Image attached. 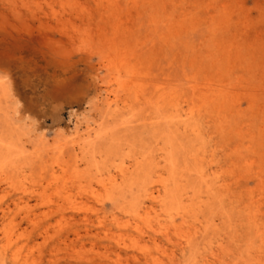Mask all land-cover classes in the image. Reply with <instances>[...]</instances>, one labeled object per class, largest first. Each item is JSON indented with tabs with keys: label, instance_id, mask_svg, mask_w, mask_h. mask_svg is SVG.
<instances>
[{
	"label": "rangeland",
	"instance_id": "374dc122",
	"mask_svg": "<svg viewBox=\"0 0 264 264\" xmlns=\"http://www.w3.org/2000/svg\"><path fill=\"white\" fill-rule=\"evenodd\" d=\"M0 200L26 264H264V0H0Z\"/></svg>",
	"mask_w": 264,
	"mask_h": 264
},
{
	"label": "bare ground",
	"instance_id": "6f19581e",
	"mask_svg": "<svg viewBox=\"0 0 264 264\" xmlns=\"http://www.w3.org/2000/svg\"><path fill=\"white\" fill-rule=\"evenodd\" d=\"M198 94H200V92H198ZM194 96L197 95L196 93L193 94ZM202 94H200L201 96ZM196 97V96H195ZM220 97L219 95H212L209 96L208 99H210L209 102H207V104H218L214 98ZM223 97V96H222ZM222 104H218L220 107H223V105H225V103H227L226 98L222 99ZM217 105V107H218ZM175 119L177 118V123H179L180 125H182V129H184L187 132H191V135H194L196 138H199L200 133H199V127L197 124V118L199 117V113H196V109H194V107L189 108V110L187 112H184L182 114V112L180 113L178 110H175ZM200 122V121H199ZM201 124V123H200ZM201 130V129H200ZM171 156V155H170ZM172 157V156H171ZM170 165V164H169ZM172 171V170H171ZM161 176V175H160ZM121 180L124 182L126 180V173H121ZM160 188L157 189L156 191H150L147 193V191L145 192L146 197L148 198V200L151 202L152 204V209L154 210L155 207L159 206L160 208H167L168 206H171L173 204H175V211L178 213L179 211H181L182 209L184 210V208H182V203L181 201H176L175 197H174V192L171 191L169 189L168 183L165 180H160ZM108 184L112 185V186H117L118 185V179L116 178H111L108 180ZM107 186V184H106ZM28 191V189H23L22 190V194H26ZM35 191H32L31 193H34ZM1 202V200H0ZM1 204V203H0ZM14 206L17 207L20 211H22V214H24V216L22 217V220L26 221L27 224H29L33 229H38L41 231V235L45 236V234H47V228H45V223L39 221L36 218H32L33 216V210L32 208L29 206V203L26 202L24 200V196L18 198L17 201H14ZM0 209H1V217H0V235H4L5 238L7 239L6 244L1 245V240H0V264H7V258L10 259L12 264H26V262H22V259L19 257L20 256V250H15L13 251V246L17 243V240H15L14 238V234H15V229L18 226L16 223V219L13 217L11 218V211H10V205H6V206H1L0 205ZM142 211V213H141ZM152 210H148V208H144L142 210H139L135 217L139 220V221H146L149 218V215H151ZM155 211V210H154ZM160 216V215H158ZM88 221V219H87ZM97 222L98 224H102L103 221L101 220V217H97ZM50 222L47 221L46 224H49ZM114 224L120 228V227H126V223H121L119 222V220H117L116 218L114 219ZM162 225V224H160ZM88 227V226H87ZM139 229V228H137ZM90 230L87 229L86 230V234L89 235L90 234ZM74 235L77 239L80 238L81 234L79 231H74ZM66 241L69 236H64L63 237ZM62 238V239H63ZM121 239H119L117 241V243L120 245L121 244ZM11 252L10 256L9 253Z\"/></svg>",
	"mask_w": 264,
	"mask_h": 264
}]
</instances>
